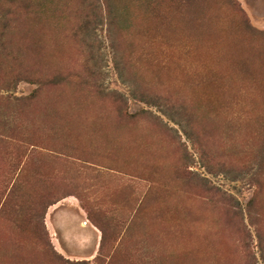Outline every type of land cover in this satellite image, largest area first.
<instances>
[{
  "label": "rangeland",
  "instance_id": "1",
  "mask_svg": "<svg viewBox=\"0 0 264 264\" xmlns=\"http://www.w3.org/2000/svg\"><path fill=\"white\" fill-rule=\"evenodd\" d=\"M0 264H264V0H0Z\"/></svg>",
  "mask_w": 264,
  "mask_h": 264
},
{
  "label": "trees",
  "instance_id": "2",
  "mask_svg": "<svg viewBox=\"0 0 264 264\" xmlns=\"http://www.w3.org/2000/svg\"><path fill=\"white\" fill-rule=\"evenodd\" d=\"M114 93H116V94H117V92H114Z\"/></svg>",
  "mask_w": 264,
  "mask_h": 264
},
{
  "label": "bare ground",
  "instance_id": "3",
  "mask_svg": "<svg viewBox=\"0 0 264 264\" xmlns=\"http://www.w3.org/2000/svg\"><path fill=\"white\" fill-rule=\"evenodd\" d=\"M84 221V220H83ZM84 238V237H83Z\"/></svg>",
  "mask_w": 264,
  "mask_h": 264
}]
</instances>
